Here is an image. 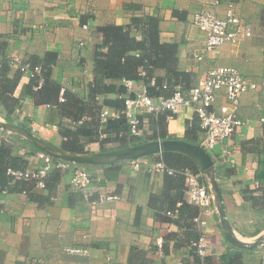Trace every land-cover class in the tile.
I'll return each instance as SVG.
<instances>
[{
	"label": "crops",
	"instance_id": "0c3cea01",
	"mask_svg": "<svg viewBox=\"0 0 264 264\" xmlns=\"http://www.w3.org/2000/svg\"><path fill=\"white\" fill-rule=\"evenodd\" d=\"M214 1L0 0V64L9 65L8 58L13 55L30 62L44 60L51 53L46 60L55 58L52 77L89 106L96 105L93 114L84 115L86 124L70 119L64 122L56 105L35 103L27 94L30 77L20 73L15 95L21 105L11 114L12 121L6 120V111L0 105V122L25 127L35 137L57 146H61L65 128L74 129L89 153L102 151L103 138L108 139L103 144L106 149L153 139H184L201 145L204 133L198 120L190 118L189 109L173 119L166 112L144 114L143 134L134 136L130 132L127 139L121 140L117 133L119 129L125 130L126 121L113 116L102 121L100 117L103 107L118 109L104 103L105 98L115 99L118 95H97L91 100L95 47L102 41L98 27L127 25L133 16L159 8L161 40L178 44L177 70L188 73L189 82L193 83L211 66L227 65L238 68L258 83L256 90L241 96L240 117L245 124L230 143L234 163L219 162L220 145L211 153L217 162L216 175L227 217L236 235L244 241L255 240L264 232V198L260 190L264 187V0H219V14L224 16L232 6L252 25L253 34L225 43L217 54L198 61L195 55L202 53L206 35L194 25L192 18ZM16 73V68L8 70L11 77ZM154 74L161 82L167 72L159 69ZM143 83L136 81L137 87ZM124 91L130 93L126 87ZM95 122L99 123V137L92 134ZM131 136L136 140L131 141ZM2 139L14 145V155L27 159L26 168L46 166L49 178L56 173L60 181L50 202L44 205L31 200L27 192L7 191L0 186V264H138L143 260L150 264H195L198 257L191 243L201 234L208 240L206 264H221L222 255L235 252L242 253L244 264H262L259 249L240 250L228 241L215 209L201 211L189 200L185 176L177 181L164 172H150L145 167L135 169L130 159L112 164L68 162L40 149L15 130L0 128ZM42 151L51 158H38L37 153ZM149 156L159 160L161 153ZM61 162L71 166L63 169L58 166ZM74 166H83L93 175L96 193L108 191L118 194L120 199L92 209L83 195L72 189ZM196 174L209 186L200 167ZM98 175L104 179L97 181ZM209 190L214 193L212 188ZM35 191L44 193L45 188L35 187ZM68 247L86 248L89 253H69ZM132 252L134 262L130 261Z\"/></svg>",
	"mask_w": 264,
	"mask_h": 264
},
{
	"label": "built area",
	"instance_id": "2783aa9c",
	"mask_svg": "<svg viewBox=\"0 0 264 264\" xmlns=\"http://www.w3.org/2000/svg\"><path fill=\"white\" fill-rule=\"evenodd\" d=\"M219 3V0H215L209 7L193 15L194 25L204 31L206 35L202 53L195 55L198 61H202L206 55L217 54L220 46L225 43L237 42L242 36L250 37L253 34L252 25L243 19L232 6L227 9L224 16H221L217 11ZM8 59L10 67L16 68L30 78H37L35 89L42 86L44 81L42 65H32L30 62L21 61L16 55ZM141 74L145 75V71H142ZM122 84L130 92L124 95V107L115 110L103 107L100 112L102 121H106L110 116L124 118L129 124L131 134L141 136L143 134L142 115H157L166 112L168 118L173 119L182 111L189 109L192 111L190 118L198 120L204 133L201 145L208 151L220 145L219 162L234 163L230 143L241 132V128L245 124L240 117L241 96L246 91L258 88V83L246 77L238 68L227 65L211 66L198 75L190 86L187 87L184 84L175 86L173 93L169 96L151 94L148 84L143 83L137 87L136 81L132 79H123ZM150 84L155 85V79H152ZM163 87L167 88V84H164ZM64 89L63 87L61 90V100H64ZM85 118L80 119L79 124L83 123ZM37 156L40 159L50 157L44 151L37 153ZM130 162L135 169L145 167L150 172H164L169 175L183 174L187 182L189 200L201 211L215 209V195L209 190L210 186L202 183L199 175L192 170L188 168L178 170L167 166L163 160H153L150 156L131 159ZM58 166L66 169L71 165L68 162H61ZM8 173L17 180L30 181L34 183L35 187L45 188L48 168L46 166L36 169L10 168ZM93 178V175L85 167L74 166L71 177L72 189L81 193L85 202L92 209H96L102 203L120 199L116 193L100 190L96 193ZM103 179L101 175L96 177L97 181ZM24 192L26 193V191ZM195 219L198 220L199 216ZM159 243L161 244V241ZM191 246L201 259L207 255L208 240L204 234L193 240ZM257 249L260 250L262 264H264V244H261ZM66 250L73 254L89 253L88 249L82 247H68Z\"/></svg>",
	"mask_w": 264,
	"mask_h": 264
},
{
	"label": "trees",
	"instance_id": "16d2710c",
	"mask_svg": "<svg viewBox=\"0 0 264 264\" xmlns=\"http://www.w3.org/2000/svg\"><path fill=\"white\" fill-rule=\"evenodd\" d=\"M159 11L160 9L156 8L151 13L135 15L132 21L127 25L107 24L98 27V31L102 35V41L95 47V77L90 85L91 100H95L97 95L108 96L111 93H116L118 95L117 98H105L104 103L122 109L125 104V86L122 84L123 79H132L134 81L141 80L149 85L151 94H163L165 96L171 95L175 86L178 84H184L187 87L190 86L191 82L188 80V73L179 72L177 70L178 44L175 42H163L161 40V17ZM174 13L177 14L175 11ZM47 56L52 55L48 53L46 57ZM46 57L44 60L39 59L37 61H30L32 65H42V76L44 81L39 89H35V85L38 82L37 78H30L27 94L34 98L36 104L48 103L56 105L64 118V122L65 119H70L72 122L78 121L88 113L93 114L92 110L96 105L89 106L87 101L69 89H64V100L60 99L63 86L51 75L52 64L55 62V58L46 60ZM0 65V105L6 111V120L12 121L11 114L21 105L20 99L15 95L21 72L17 70V73L11 77L8 75V70L10 69L9 65ZM159 69H164L167 72L164 80L161 82H158L156 77H154L155 71ZM142 71H145V75L141 74ZM154 78L156 84L152 86L150 83ZM164 84H167V88L163 87ZM84 122L85 120L83 123ZM124 123L126 124L125 130L123 131H127V134L124 135L121 129H119L117 133V138L121 140L127 139L130 133L128 122L126 121ZM84 124H86V122ZM94 126L92 134H97L99 137L100 134L97 130L99 123L95 122ZM161 137H165V135ZM114 138L116 139V137ZM130 138L131 141L136 140L134 136ZM153 138L158 137L155 136ZM107 140V138L100 140L102 151L113 149H106L103 146V144L105 145L106 142H108ZM193 143L199 144L197 141H193ZM132 144H135V142H132ZM13 147L14 145L7 140L2 139L0 141L1 188L7 191L14 189L26 191L30 199L38 202L40 205L49 203L51 196L57 189L60 175L54 173V176L51 178L47 175L44 193L36 192L35 185L32 182L14 180V177L8 173V170L10 168L25 169L28 166V161L23 157L14 155ZM61 147L77 153L87 152L85 150V144L81 142L77 131L68 127L63 131ZM159 159L163 160L169 167L178 170L188 168L199 173V165L187 154L164 151L161 153ZM167 175L176 180L178 179L177 181L181 180L179 178H184L183 174ZM10 184H13V187H11ZM260 190L263 191L264 198V187H260ZM262 203L264 204V199H262ZM196 255L198 260L195 264H206L207 255L203 259H201L197 253ZM221 258V264H244L241 252L224 254ZM130 261L134 262L133 252L132 255H130ZM138 264L150 263L147 260H143Z\"/></svg>",
	"mask_w": 264,
	"mask_h": 264
},
{
	"label": "water",
	"instance_id": "95a60500",
	"mask_svg": "<svg viewBox=\"0 0 264 264\" xmlns=\"http://www.w3.org/2000/svg\"><path fill=\"white\" fill-rule=\"evenodd\" d=\"M0 128L10 129L24 134L32 143L40 149L46 151L54 157L62 158L68 162L80 164H112L119 160L135 159L142 156H149L164 151H176L189 155L200 167V172L205 174L209 180V186L215 195V210L220 217V221L225 230L228 241L240 249H256L264 244V232L253 241H244L238 237L230 223L224 207V198L220 181L216 175L217 162L202 145L184 139H153L142 143L123 146L113 150L100 151L96 153H77L67 151L61 146L54 145L35 137L31 131L25 127L15 125L10 122H0Z\"/></svg>",
	"mask_w": 264,
	"mask_h": 264
},
{
	"label": "rangeland",
	"instance_id": "374dc122",
	"mask_svg": "<svg viewBox=\"0 0 264 264\" xmlns=\"http://www.w3.org/2000/svg\"><path fill=\"white\" fill-rule=\"evenodd\" d=\"M214 150H215V149H213V150H209V152H210V153H213V152H214Z\"/></svg>",
	"mask_w": 264,
	"mask_h": 264
}]
</instances>
